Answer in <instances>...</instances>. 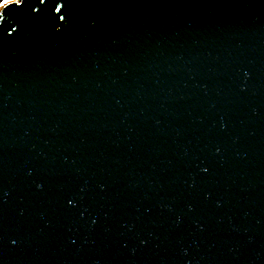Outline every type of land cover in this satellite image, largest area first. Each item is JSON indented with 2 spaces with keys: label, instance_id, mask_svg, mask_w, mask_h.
Returning <instances> with one entry per match:
<instances>
[{
  "label": "water",
  "instance_id": "1",
  "mask_svg": "<svg viewBox=\"0 0 264 264\" xmlns=\"http://www.w3.org/2000/svg\"><path fill=\"white\" fill-rule=\"evenodd\" d=\"M0 264H264V0L3 2Z\"/></svg>",
  "mask_w": 264,
  "mask_h": 264
},
{
  "label": "trees",
  "instance_id": "2",
  "mask_svg": "<svg viewBox=\"0 0 264 264\" xmlns=\"http://www.w3.org/2000/svg\"><path fill=\"white\" fill-rule=\"evenodd\" d=\"M5 1H7V0H0V5H1L3 2H5Z\"/></svg>",
  "mask_w": 264,
  "mask_h": 264
}]
</instances>
